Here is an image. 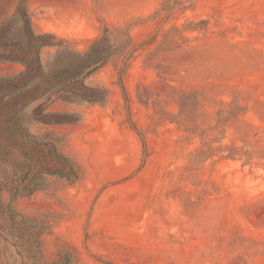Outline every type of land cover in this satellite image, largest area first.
<instances>
[{
    "label": "rangeland",
    "instance_id": "1",
    "mask_svg": "<svg viewBox=\"0 0 264 264\" xmlns=\"http://www.w3.org/2000/svg\"><path fill=\"white\" fill-rule=\"evenodd\" d=\"M26 1L0 0V36ZM85 3L96 27L82 21L41 56L50 74L109 31L116 51L85 81L99 104L70 95L79 104L54 109L79 122L49 130L42 98L22 123L46 146L0 140V176L28 154L53 166L52 145L77 171L15 202L43 232L40 264L60 250L74 264H264V0Z\"/></svg>",
    "mask_w": 264,
    "mask_h": 264
},
{
    "label": "trees",
    "instance_id": "2",
    "mask_svg": "<svg viewBox=\"0 0 264 264\" xmlns=\"http://www.w3.org/2000/svg\"><path fill=\"white\" fill-rule=\"evenodd\" d=\"M28 1L22 12L19 11L17 15H13L7 30L0 36V47L5 46L9 49L6 55H0V64L10 62L25 66V71L21 75L0 79L4 83L12 84L11 87H3L5 94L0 99V140L6 139L7 136H9L7 139H15L11 136L18 137L23 149H36L46 144L41 143L38 137L32 135L23 125L25 110L40 99L48 97L45 110L42 111L45 117L43 120H36L37 123L45 126L78 123L79 120H62L64 116L68 118L74 113L49 109L53 103L57 102L79 104L70 99V95L80 97L82 104H99L100 101L95 97L96 89L87 86L85 81L98 67L109 61L116 47L107 36L109 32L107 31L100 40L89 47L87 52L76 55L74 61L65 60L62 63L59 61L55 70L50 74L45 73L42 51L47 47H54L55 44L52 41H55L57 37L52 34L35 33L28 10ZM18 16H21L25 27L24 30L14 31L12 23ZM21 37L24 41L20 40ZM32 66L36 67L35 71H32ZM59 72L62 74L61 78L56 75ZM36 84L37 88L30 91L31 86H36ZM79 91L83 94L76 93ZM10 98L13 99L9 100ZM5 101L7 104H4ZM49 154H51L53 166L46 165V158L43 154L40 157H30L28 154L26 155V170L19 175L13 172L0 176V264H8L9 259L11 262L18 260L20 264H40L43 232H39L35 226H30L32 222L18 213L15 202L40 191L41 187L38 184L46 183L43 189L48 188L49 177L67 179L70 174H75V179H77L74 163L56 146L52 145ZM4 192L8 193L9 200L3 198ZM51 264L74 263L68 252L60 250Z\"/></svg>",
    "mask_w": 264,
    "mask_h": 264
},
{
    "label": "crops",
    "instance_id": "3",
    "mask_svg": "<svg viewBox=\"0 0 264 264\" xmlns=\"http://www.w3.org/2000/svg\"><path fill=\"white\" fill-rule=\"evenodd\" d=\"M84 7V8H83ZM88 5L83 0H29L28 10L31 15L33 29L36 34H52L60 39L64 38L72 28L78 29L82 25V21L86 20V25L90 29L96 27L90 18L91 12ZM67 34H66V33ZM52 48V47H47ZM45 48V49H47ZM44 50V49H43ZM7 68L14 72L12 78L21 75L25 71V66L20 63H2L0 69ZM0 79L2 77L0 76ZM63 105L61 102L53 103L49 110H56L54 107ZM64 111V110H63ZM49 130L63 126H45Z\"/></svg>",
    "mask_w": 264,
    "mask_h": 264
}]
</instances>
